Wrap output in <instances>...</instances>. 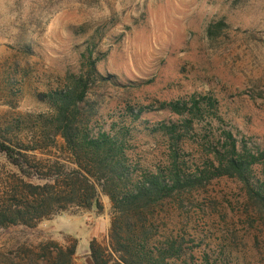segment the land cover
<instances>
[{
  "label": "rangeland",
  "instance_id": "374dc122",
  "mask_svg": "<svg viewBox=\"0 0 264 264\" xmlns=\"http://www.w3.org/2000/svg\"><path fill=\"white\" fill-rule=\"evenodd\" d=\"M220 20L226 28L213 40L207 29ZM91 41L107 54L100 72L116 75L129 88L95 91L110 104L106 114L127 104L156 106L211 92L240 138L264 148V0H0V128L49 112L37 95L60 86L67 72H77L80 52ZM9 80L19 81V93L9 92ZM154 114L151 121L167 117ZM21 129L10 138L33 142L30 127ZM155 142L141 138V156L154 160ZM257 172L264 178V165ZM19 176L0 154L1 196L20 184L15 182ZM101 201L102 213L72 208L34 229L0 230V249L12 251L17 263L51 264L43 250L49 242L76 245L73 264H95L90 244L97 240L109 246L111 226L110 201ZM183 211L190 232L194 228L199 234L202 251L218 254L227 245L264 264V213L238 181L213 182L189 196ZM26 248L35 251L32 258Z\"/></svg>",
  "mask_w": 264,
  "mask_h": 264
},
{
  "label": "trees",
  "instance_id": "16d2710c",
  "mask_svg": "<svg viewBox=\"0 0 264 264\" xmlns=\"http://www.w3.org/2000/svg\"><path fill=\"white\" fill-rule=\"evenodd\" d=\"M225 28L220 20L207 33L215 40ZM106 57L98 42H88L78 71L67 72L60 86L37 95L49 112L0 128V154L20 175L15 179L20 184L6 198L0 195V230L34 229L72 208L102 213L101 198L106 197L111 204L109 246L91 242L95 264H259L227 245L218 254L202 251L183 209L189 196L232 179L264 213V178L257 172L264 165V148L240 138L211 92L156 106L127 104L106 114L110 104L95 91L101 86L129 89L116 75L100 72ZM19 86V81L7 83L11 94L19 93ZM154 113L167 117L151 121ZM22 125L32 130L33 142L10 138ZM58 137L63 142H55ZM143 137L156 140L158 156L152 161L140 154ZM50 150L56 155H48ZM43 250L51 264H73L77 246L49 242ZM11 252L0 249V264H23ZM25 253L32 258L35 251L26 248Z\"/></svg>",
  "mask_w": 264,
  "mask_h": 264
}]
</instances>
